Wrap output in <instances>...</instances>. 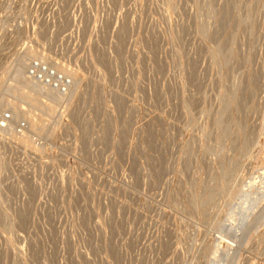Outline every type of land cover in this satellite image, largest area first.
<instances>
[{"label": "rangeland", "instance_id": "rangeland-1", "mask_svg": "<svg viewBox=\"0 0 264 264\" xmlns=\"http://www.w3.org/2000/svg\"><path fill=\"white\" fill-rule=\"evenodd\" d=\"M0 264H264V0H0Z\"/></svg>", "mask_w": 264, "mask_h": 264}]
</instances>
